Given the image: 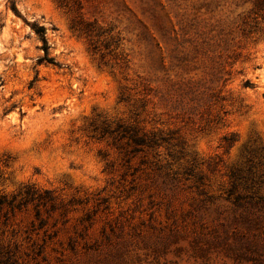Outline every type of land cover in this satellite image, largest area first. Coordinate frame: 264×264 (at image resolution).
I'll return each instance as SVG.
<instances>
[{
  "label": "rangeland",
  "instance_id": "1",
  "mask_svg": "<svg viewBox=\"0 0 264 264\" xmlns=\"http://www.w3.org/2000/svg\"><path fill=\"white\" fill-rule=\"evenodd\" d=\"M26 187L0 264H264V0H0V192Z\"/></svg>",
  "mask_w": 264,
  "mask_h": 264
},
{
  "label": "trees",
  "instance_id": "2",
  "mask_svg": "<svg viewBox=\"0 0 264 264\" xmlns=\"http://www.w3.org/2000/svg\"><path fill=\"white\" fill-rule=\"evenodd\" d=\"M12 9L17 13L16 3L12 1ZM36 33L41 37L43 43V51L45 53V57L41 60H46L47 62L59 66L54 63V59H48L49 51L51 46L49 45L46 39V28L43 26H36ZM38 79L33 81L34 85ZM136 139L135 137H133ZM141 141L139 138L136 139V142ZM43 198L40 194L37 193L33 188L26 187L23 191L14 195H7L3 192H0V257H13L12 251L5 246L2 242V238L6 234V229L8 228L11 217L15 216L18 212H23L27 210L28 206L31 204L36 205V207H40ZM39 215V213H38Z\"/></svg>",
  "mask_w": 264,
  "mask_h": 264
}]
</instances>
